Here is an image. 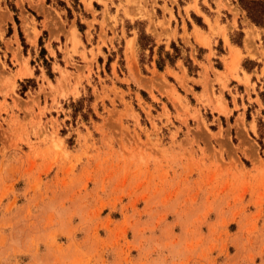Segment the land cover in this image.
Masks as SVG:
<instances>
[{
    "label": "rangeland",
    "instance_id": "obj_1",
    "mask_svg": "<svg viewBox=\"0 0 264 264\" xmlns=\"http://www.w3.org/2000/svg\"><path fill=\"white\" fill-rule=\"evenodd\" d=\"M157 1L0 0V264H264V76L215 78L245 119L213 112Z\"/></svg>",
    "mask_w": 264,
    "mask_h": 264
},
{
    "label": "crops",
    "instance_id": "obj_2",
    "mask_svg": "<svg viewBox=\"0 0 264 264\" xmlns=\"http://www.w3.org/2000/svg\"><path fill=\"white\" fill-rule=\"evenodd\" d=\"M156 4L159 7L160 14L156 15L151 24V27L154 26L155 32L152 33L150 31L152 36L158 38L164 44L175 41L180 47L188 45L187 50H182L188 58L195 60L197 63L196 75L191 76L193 79L199 80L196 83L199 86L196 91L197 94L210 103L213 112L222 116L227 115L229 112H234L232 114L233 118L238 117L240 119L242 117L245 119V111L239 108L240 102L238 94H236L237 98L234 99L238 109L231 106V98L229 99L230 102H227L225 98L218 101V99L212 96H216L218 92V84L213 81L215 78L223 79L224 84L228 85L229 82L236 81L235 74L241 80H246L249 83L250 80L254 82V78H251L250 75L264 76V45H261V48H259L256 39L251 42L249 38H246L245 30H252L253 28L248 26V23L250 25L252 23L242 14L241 9H239V13L236 15L229 10V6L238 7L236 1L159 0ZM163 5H165V10L162 9ZM125 8L128 12H133V9ZM113 12L114 9L110 14H113ZM157 21H161L160 26L156 24ZM252 27L256 28L260 35H264V23L259 27L252 24ZM235 30L241 32V37L238 42L229 39V34ZM116 35L119 36L117 32ZM108 37H110V33L106 31V38ZM51 39L55 40L52 37ZM128 39H131L134 47L135 38L132 35H128L121 41L122 51L126 50V41ZM104 41L105 43L109 42L108 39H104ZM217 45L220 47L218 51L216 48ZM167 46L165 45L164 47L167 48ZM234 55L237 58L235 66L234 69L229 70L228 65L232 58H234ZM243 58H246L249 64L251 63L249 69H242L241 61ZM213 63H218V65H213ZM25 64H28L27 61H25ZM158 70L156 71L168 75L177 72V74L180 73L190 77L185 67L181 64L180 59L170 62L165 66L163 65ZM212 70L216 71L217 74ZM30 75L31 72L28 68L26 74L17 75L16 78L21 80L30 77ZM211 81L213 82L212 85L210 84ZM211 88L214 90L213 94L211 93ZM249 97L255 104L257 102L261 103L257 95H250ZM241 102L243 104V101ZM246 121L249 124L252 122V119H247Z\"/></svg>",
    "mask_w": 264,
    "mask_h": 264
},
{
    "label": "trees",
    "instance_id": "obj_3",
    "mask_svg": "<svg viewBox=\"0 0 264 264\" xmlns=\"http://www.w3.org/2000/svg\"><path fill=\"white\" fill-rule=\"evenodd\" d=\"M46 1L48 2V0H46ZM237 1H238V4L240 5V7L245 10L247 18L251 22H253L255 25H258V26H261L263 24L264 0H244V1L243 0H237ZM10 8L14 13L13 14L14 20L17 22L16 14H15L16 10L12 6H10ZM18 35L20 37V40L22 41V38H21L22 36H21L20 32H18ZM142 40H149L147 38V36L143 34V32H141V34H139V37H138V43L141 47H143V46H145V44H147V43H142L141 42ZM38 44L40 46L41 53H43L44 51H43V48L41 47V38L40 37L38 39ZM150 51H151V49H150ZM165 57L168 59L169 62H172L167 53L165 54ZM43 62L46 64L45 60H43ZM162 64H163V61L161 60V58H158L156 61V67L158 69H161ZM82 116L85 117L84 114H82ZM262 125H263L262 122H260V121L257 122V131H258L260 136L264 135V132H263V134L261 132V126Z\"/></svg>",
    "mask_w": 264,
    "mask_h": 264
},
{
    "label": "bare ground",
    "instance_id": "obj_4",
    "mask_svg": "<svg viewBox=\"0 0 264 264\" xmlns=\"http://www.w3.org/2000/svg\"><path fill=\"white\" fill-rule=\"evenodd\" d=\"M29 32V31H28ZM36 33H32L31 35H30V33L29 34H27L28 35V38H29V40H31V41H34V39H35V35Z\"/></svg>",
    "mask_w": 264,
    "mask_h": 264
}]
</instances>
